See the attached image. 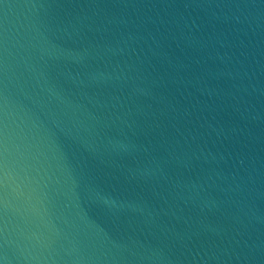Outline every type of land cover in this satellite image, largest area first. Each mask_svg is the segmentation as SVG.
Masks as SVG:
<instances>
[{
	"label": "clouds",
	"instance_id": "obj_1",
	"mask_svg": "<svg viewBox=\"0 0 264 264\" xmlns=\"http://www.w3.org/2000/svg\"><path fill=\"white\" fill-rule=\"evenodd\" d=\"M0 264H264V0H0Z\"/></svg>",
	"mask_w": 264,
	"mask_h": 264
}]
</instances>
